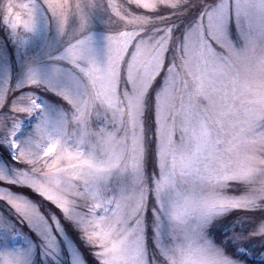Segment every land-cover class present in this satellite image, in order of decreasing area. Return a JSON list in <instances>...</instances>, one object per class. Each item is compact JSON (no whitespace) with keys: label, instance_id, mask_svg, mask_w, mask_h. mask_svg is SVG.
<instances>
[{"label":"snow or ice","instance_id":"6c2138e0","mask_svg":"<svg viewBox=\"0 0 264 264\" xmlns=\"http://www.w3.org/2000/svg\"><path fill=\"white\" fill-rule=\"evenodd\" d=\"M0 264H264V0H0Z\"/></svg>","mask_w":264,"mask_h":264}]
</instances>
